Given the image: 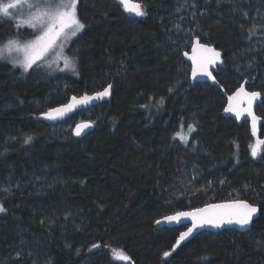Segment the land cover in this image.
Segmentation results:
<instances>
[{"label":"trees","instance_id":"trees-1","mask_svg":"<svg viewBox=\"0 0 264 264\" xmlns=\"http://www.w3.org/2000/svg\"><path fill=\"white\" fill-rule=\"evenodd\" d=\"M141 2L144 16L78 0L86 27L67 48L78 74L22 75L0 59V264H264V146L253 159L248 123L222 114L247 80L264 135V0ZM21 30L0 20V46ZM194 38L222 52L223 89L190 80ZM109 84V97L65 121L35 118ZM83 120L94 128L76 137ZM189 124L187 143L174 138ZM235 199L259 208L244 232L202 230L177 244L186 226L154 225Z\"/></svg>","mask_w":264,"mask_h":264},{"label":"snow or ice","instance_id":"snow-or-ice-1","mask_svg":"<svg viewBox=\"0 0 264 264\" xmlns=\"http://www.w3.org/2000/svg\"><path fill=\"white\" fill-rule=\"evenodd\" d=\"M123 8L129 12L135 13L137 16H144L146 12L141 3H130V0H119ZM78 0H10V2H3L0 0V20L8 18L11 21H17L19 25H27L34 30V39L21 43L18 39L9 38L7 43L0 46V59H9L11 57V64L13 68L19 65L22 69V75L29 70H46L48 72L55 71H71L73 74L77 73V61L75 55L68 56L65 54V49L78 38L79 34L85 29L86 25L78 18L77 14ZM25 8L27 12H25ZM246 16L247 13H244ZM21 17H24L21 19ZM255 28L250 29V34L254 32ZM38 33V34H35ZM19 33H17L18 35ZM199 48L201 52L206 55L200 59L193 57L194 67L192 68V75L195 77L198 73L211 77L212 73L208 70V66L215 64L220 59V52L214 48L202 45L199 39H196V47L193 51ZM13 52L20 54L19 57L11 56ZM22 57V58H21ZM63 68H60V64ZM112 86L108 85L102 92H97L94 95H83L79 98L73 96L70 103L51 108L42 115L49 119H55L59 116H64L66 113H71L78 105H86L94 99L109 95V90ZM247 96L249 104L260 94L257 92L248 93L244 87L241 86L237 91L228 97L229 105L225 111H235L232 106V101L240 96ZM163 100L161 99L162 103ZM251 116L253 121V130L255 131L256 121L258 117L251 112V109H245ZM241 113L236 111V116L239 117ZM90 125L87 122L76 125V135L88 128ZM183 129V124L181 125ZM195 131L193 124L188 125L187 133L183 130L176 132L175 137H179L181 141L187 143L188 134ZM31 137H26L25 142H28ZM257 145H264V140H257ZM258 152L257 146L251 147V154L256 156ZM5 208L0 204V212H4ZM258 213V208L253 204L244 200H237L231 203H222L207 205L204 208H198L193 211H181L175 215H168L163 217V220H157L155 223H181L182 218L191 220V227L187 231L181 232L177 239V244L188 237L194 229L205 224L220 227L223 224H237L241 228H245L253 221L254 216ZM96 247V245H93ZM119 258L127 261L129 257L123 253H118ZM164 256H168L169 252H164Z\"/></svg>","mask_w":264,"mask_h":264},{"label":"water","instance_id":"water-1","mask_svg":"<svg viewBox=\"0 0 264 264\" xmlns=\"http://www.w3.org/2000/svg\"><path fill=\"white\" fill-rule=\"evenodd\" d=\"M112 1L115 2V3L118 4V5H121V4L119 3V0H112ZM141 1H142V0H130V3H141ZM121 6H122V5H121ZM122 7H123V6H122ZM123 9H124V8H123ZM124 11H125L126 13L130 14V15H134V14H135V13L129 12V11L125 10V9H124ZM196 39H197V38H194V40H193V42H192V45H191V47H190V50H189L188 52H184V60L187 61V62H189V63H190V67H191V68H190V74H189L190 80H191V81L207 82V83H209L210 85H213V86H216V87H218V88H220V89H223L222 86L220 85V83L218 82V80L216 79L215 74H214V71H216L217 68H220V67L223 65L222 52H221L219 49L215 48L213 45L206 44V43L201 42V41L199 40L200 44H202V45H206V46H210V47L214 48L216 51L220 52V54H221V55H220V59L217 60L215 64H212V65H209V66H208V70L212 73V76L215 77V80H213L211 77H208V76L203 75V74H200V73H198L195 77L192 75V68L194 67V61H193L192 58L195 56V57H197V59H200L202 56L206 55L205 53L201 52V50H200L199 48H197L196 51H193L194 47H196ZM198 39H199V38H198ZM245 83H246V81H244V82L241 84V86L244 87V89H245L246 92H248V93H251V92H257V93L260 94L259 91H256V90H248V89H246V88H245ZM109 85H111V84H109ZM107 86H108V85H107ZM107 86H106V87H107ZM111 86H112V85H111ZM241 86H240V87H241ZM106 87H105V88H106ZM240 87H239V88H240ZM239 88H237V89H239ZM111 89H112V87H111L110 90H109V95L104 96V97H101V98H99V99H94V100L90 101V102H89L88 104H86V105H78V106L76 107V109H74L71 113H66L64 116H59V117H57V118H55V119H49V118H47L46 116L42 115L43 113H45V112H47L49 109H51V108H49V109L46 110L45 112H42V113H39L38 115H36L35 118L38 119V120H42V121L46 122L47 124H56V123H59V122L65 121V120L68 119L73 113H75V112H77V111H81V110L88 109V108L93 107V106H96L97 104H99V103H101L102 101H104L107 97H109V96L111 95ZM237 89H236L232 94L227 95L226 103H225V106H224V108H223V112H222L223 116L231 117V118H233L234 120H236L238 123L242 122L243 120H248V122H249V127H250L251 132H252V133L255 135V137L258 138L259 140H264V136L261 137V138L259 137V130H258V129H259V126L261 125V123H262L263 120H262V118H261L259 115H257V114L255 113V107H256V105H257L259 102H261V100H262V99H261V94H260L259 96H257L254 100H252L251 104H249V99H248V97L242 95V96H240V97H238L237 99H235V100L232 101V106H233V108L235 109V111H225V109H226V108L228 107V105H229L228 97H229V96H232V95L237 91ZM103 90H104V88L101 89V90H99V91H95V92L82 93V94H80V95H72V96H70V98L67 100V102H65V103H63V104H60V105H58V106L52 107V108H56V107H59V106H62V105H65V104L70 103L71 98H72L73 96H75V97H77V98H79V97H81V96H83V95H85V94L92 96V95H94V94L97 93V92H102ZM249 108L251 109V112L254 113L256 117H258V120L256 121L255 131L253 130V121H252V119H251V116L245 111V109H249ZM236 111H239V112L241 113V115H240L239 117L236 116ZM84 122L89 123L90 126H89L88 128H85V129L80 133L79 136L76 135V132H75L76 125L79 124V123H84ZM93 128H94V124H93L91 121H89V120H83V121H80V122L76 123V124L73 126V128H72V133H73V135L76 136V137H81V136L87 134L88 132H90L91 130H93ZM233 201H237V200L211 202V203H208V204L202 205V206L197 207V208H192V209H188V210H181V211H193V210L198 209V208H204V207H206L207 205L222 204V203H231V202H233ZM244 201H246V200H244ZM247 202H248V201H247ZM248 203H249V202H248ZM250 204H251V203H250ZM254 206H255V205H254ZM256 207H257V206H256ZM181 211H178V212H181ZM176 213H177V212L172 213V214H168V215H175ZM168 215H165V216H168ZM165 216H163V217H165ZM257 216H258V213L254 216L253 219H255ZM163 217H161V218H159V219H157V220H161V221H162V220H163ZM157 220H156V221H157ZM156 221H155V222H156ZM251 224H252V222L250 223V225L246 226L245 228H241L239 225H237V224H235V223H233V224H227V223H226V224L221 225L220 227H215V226H213V225L205 224V225H203V226H201V227H198V228L194 229L193 232H192L188 237H190V236L193 235L194 233L199 232V231H202V230H207V231H211V232H218V231H221V230H223V229L232 228V229H236V230H238V231H240V232H244V231H246V230H248V229L250 228ZM154 225H155V227H156L157 229H159V228H163V227L186 226V229L183 230L182 232L187 231V229H188L189 227L192 226V225H191V220H190V218H187V219H183V218H182V222H181V223H175V222H174V223H167V222H162V223H160V224L154 223ZM188 237H186V238H188ZM186 238H185V239H186Z\"/></svg>","mask_w":264,"mask_h":264},{"label":"rangeland","instance_id":"rangeland-1","mask_svg":"<svg viewBox=\"0 0 264 264\" xmlns=\"http://www.w3.org/2000/svg\"><path fill=\"white\" fill-rule=\"evenodd\" d=\"M4 2H10V0H6V1H4ZM24 11L27 12V9L25 8ZM22 18H24V17H21V19H22ZM4 19H8V18H4ZM13 22L16 23L17 27H19V28H27V30L29 31V34H30V32H32L33 35L30 37L29 34H28V31H27L26 35H24L23 33H25V32H24L23 30H21V32H20L16 37H10V38L18 39L21 43L34 39V30H33L31 27H29V26H27V25H23V26H22V25H19L17 21H13ZM35 34H38V33H35ZM7 41H8V40H7ZM7 41H5L2 45L6 44ZM68 47H69V46H68ZM68 47H67V48H68ZM67 48L65 49V54H66V55H68V54H67ZM11 56H17V57H19L20 54H18V53H16V52H13V53L11 54ZM21 58H22V57H21ZM9 60H11V57H9ZM18 66H19V65H18ZM60 68H63V64H62V63L60 64ZM42 71L45 72V73H47L48 75H50V74H54V73H57V72H71V71H68V70H64V71H55V72H48V71L43 70V69H42ZM184 133H185V132H184ZM178 138H179V137H178ZM252 146H257L258 151H259L260 148H261V145H257V143H254V145H252ZM250 153H251V149H250ZM251 157H252L253 159L256 158V156H253L252 154H251ZM117 256L119 257V255H117Z\"/></svg>","mask_w":264,"mask_h":264},{"label":"flooded vegetation","instance_id":"flooded-vegetation-1","mask_svg":"<svg viewBox=\"0 0 264 264\" xmlns=\"http://www.w3.org/2000/svg\"><path fill=\"white\" fill-rule=\"evenodd\" d=\"M114 3H115V2H114ZM141 4H142V2H141ZM117 5H118V4H117ZM120 6H121V5H120ZM127 14H128V13H127ZM129 15H130V14H129ZM134 15H136V14H134ZM192 42H193V41H192ZM191 45H192V44H191ZM189 50H190V49H189ZM189 50H188V51H189ZM188 51H187V52H188ZM183 58H184V55H183ZM184 61H185V60H184ZM185 62H187V61H185ZM187 63H188L189 66H190V63H189V62H187ZM222 66H223V65H222ZM222 66H221V67H222ZM190 68H191V67H190ZM217 69H218V68H217ZM216 71H217V70H216ZM216 71H214V74H215ZM189 74H190V69H189ZM215 77H216V76H215ZM244 81H246V83H245V88L249 90V88H248V86H247V80H244ZM244 81H243V82H244ZM243 82H242V83H243ZM242 83H241V84H242ZM241 84H240L237 88H239V87L241 86ZM237 88H236V89H237ZM236 89H235V90H236ZM232 93H233V92H232ZM232 93H231V94H232ZM229 95H230V94H229ZM225 103H226V102H225ZM259 103H260V102H259ZM259 103H258V104H259ZM258 104H257V105H258ZM257 105H256V107H255V113H256V114H257V111H256ZM224 106H225V104H224ZM223 108H224V107H223ZM222 112H223V110H222ZM257 115H258V114H257ZM259 116H260V115H259ZM260 117H261V116H260ZM229 118H231V117H229ZM261 118H262V117H261ZM231 119H233V118H231ZM233 120H234V119H233ZM262 120H263V118H262ZM235 121H236V120H235ZM243 121H246V122L248 123V125H249L248 120H243ZM243 121H242V122H243ZM236 122H237V121H236ZM237 123H238V122H237ZM240 123H241V122H240ZM262 124H263V121H262L261 125H262ZM261 125L259 126V129H258V130H259V137H260V138L264 136V135H261V131H260V127H261ZM249 128H250V127H249ZM250 131H251V130H250ZM252 134H253V133H252ZM253 136H254V138H255V142H254V143H257V140H259V139L256 138L254 134H253ZM261 146H264V145H261ZM235 200H245V199H235ZM226 201H232V200H226ZM246 201H248V200H246ZM248 202H249V201H248ZM249 203H251V202H249ZM251 204H252V203H251ZM253 205H254V204H253ZM255 206H256V205H255ZM257 208H258V206H257ZM258 214H259V208H258ZM256 218H257V217H256ZM253 220H255V219H253ZM252 222H253V221H252Z\"/></svg>","mask_w":264,"mask_h":264}]
</instances>
